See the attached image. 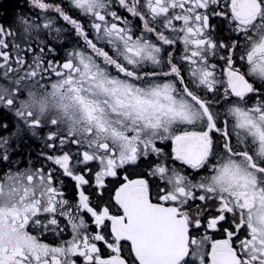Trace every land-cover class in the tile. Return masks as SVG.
Listing matches in <instances>:
<instances>
[{
  "label": "snow or ice",
  "instance_id": "obj_1",
  "mask_svg": "<svg viewBox=\"0 0 264 264\" xmlns=\"http://www.w3.org/2000/svg\"><path fill=\"white\" fill-rule=\"evenodd\" d=\"M26 8L0 23V264H264V0Z\"/></svg>",
  "mask_w": 264,
  "mask_h": 264
},
{
  "label": "flooded vegetation",
  "instance_id": "obj_2",
  "mask_svg": "<svg viewBox=\"0 0 264 264\" xmlns=\"http://www.w3.org/2000/svg\"><path fill=\"white\" fill-rule=\"evenodd\" d=\"M16 4L13 7L8 6V0H0V23H4L5 25L12 24L13 18L18 12H27L26 8V0H15ZM34 147L38 148V142H32Z\"/></svg>",
  "mask_w": 264,
  "mask_h": 264
},
{
  "label": "trees",
  "instance_id": "obj_3",
  "mask_svg": "<svg viewBox=\"0 0 264 264\" xmlns=\"http://www.w3.org/2000/svg\"><path fill=\"white\" fill-rule=\"evenodd\" d=\"M14 4H16V1L15 0H8V6L9 7L12 8ZM0 6H3V5L0 4Z\"/></svg>",
  "mask_w": 264,
  "mask_h": 264
}]
</instances>
